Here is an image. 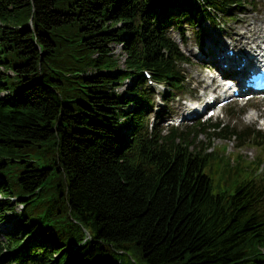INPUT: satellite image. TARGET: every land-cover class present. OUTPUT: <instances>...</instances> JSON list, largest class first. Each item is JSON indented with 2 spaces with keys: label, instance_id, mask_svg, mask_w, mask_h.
Wrapping results in <instances>:
<instances>
[{
  "label": "trees",
  "instance_id": "16d2710c",
  "mask_svg": "<svg viewBox=\"0 0 264 264\" xmlns=\"http://www.w3.org/2000/svg\"><path fill=\"white\" fill-rule=\"evenodd\" d=\"M247 4L0 0V222L17 217L0 231L6 264H264V154L249 170L197 142L264 149V131L159 126L144 75L177 97L191 60L170 31L201 44L213 12Z\"/></svg>",
  "mask_w": 264,
  "mask_h": 264
},
{
  "label": "rangeland",
  "instance_id": "374dc122",
  "mask_svg": "<svg viewBox=\"0 0 264 264\" xmlns=\"http://www.w3.org/2000/svg\"><path fill=\"white\" fill-rule=\"evenodd\" d=\"M215 14V24L210 25L207 21L202 24L204 27H206L207 31L206 35L203 37L202 43V49L204 50V53L208 50L210 44H212L214 47L221 46L220 40H222L224 43H228L230 41L234 42L237 48L244 49L248 45L245 43L247 37H255L257 33H259L257 29L259 27L264 28V0H253V4H247L243 12L233 10L230 16H221V13ZM242 31H245L244 38H240L239 36ZM170 34L172 35V37H174V39H178L177 43L191 60L190 63L182 64L181 66L183 69V73L186 76V83L188 84V87L187 89H185V91H183V93L179 92L176 98L170 99L167 103L162 101L160 97L156 96L155 106L153 107L152 112L149 114V121H152L154 116V120L157 121V124L159 126H164L167 123H170L168 117H173L172 122L183 127L186 124H194L197 120L196 118H199L196 117L193 119H185V115L191 111V109L187 106L189 103V99L193 100L200 98L201 101L204 100L202 88L205 87L208 89H212V86L208 85V80L211 74H209L204 68L206 67V65H208V63H206V61L204 60L205 58H202L203 51L200 50V48L197 47L198 45L196 46L195 44V36L191 28H187V31L185 33L187 40L186 44L180 40L175 30L171 31ZM260 34L262 36L263 32H261ZM112 47L116 56L121 54L122 49L120 44H113ZM218 53H222V50H220ZM213 56L214 54L212 53L211 57ZM122 59L123 58H121L119 62L121 66H123V63L121 61ZM126 84H129L128 79L125 80L123 85L118 88V91H124ZM229 106H231L232 109L228 110ZM252 110L253 112L259 114L258 120H256V118L249 119V115ZM204 118L205 115H203V118L199 119L203 122H214L219 120L222 121V123H224L225 125H228L229 127H236L237 129L253 127L255 129L264 130V105H260L255 101L249 102L243 106L239 104L228 105L224 107L216 117H210L208 120H205ZM208 140L212 142L213 146L220 147L219 151L221 152L223 149L222 146H225L227 150L226 152L230 153V157H233L234 154L239 153L248 162H252L250 163L249 170L255 167V160L259 156V154H264V149L253 143L245 144L244 146H238V140L234 137L219 138L215 135H212L210 138H208L207 135L201 134L197 138L198 145L200 146H204L205 143L208 142ZM262 144L263 143H261V145ZM263 154H261L262 157ZM246 174L248 173L246 172ZM19 210L20 207L18 211ZM16 221V216L8 218L4 222L1 221L0 231L7 229ZM1 238L2 234L0 233V240ZM0 250H3L2 252L5 251L4 247H2ZM0 264H6V261L1 257Z\"/></svg>",
  "mask_w": 264,
  "mask_h": 264
},
{
  "label": "bare ground",
  "instance_id": "6f19581e",
  "mask_svg": "<svg viewBox=\"0 0 264 264\" xmlns=\"http://www.w3.org/2000/svg\"><path fill=\"white\" fill-rule=\"evenodd\" d=\"M257 31L259 32V33H257V35L255 36V37H247V40L245 41V43L246 44H248L247 45V47L246 48H244V49H241V48H237V49H235V54L236 55H233V56H231V57H228L229 59V61H232L233 63L234 62H236L237 61V59L235 58L236 56H240V55H244V56H249L250 54H252L253 53V51H255V50H253L252 51V48L253 47H255L258 43L257 42H255V41H257L258 39H260L261 38V32H264V28L263 27H259L258 29H257ZM245 31H242L240 34H239V36H240V38H244L245 37ZM252 38V39H251ZM234 48H235V46H233ZM214 49L218 52V51H220V50H222V48L219 46V47H214ZM249 49V50H248ZM215 50H213V53H216L215 52ZM223 52V51H222ZM221 54V53H220ZM239 62H240V59H238V63L237 64H239ZM194 112L192 111V112H190V113H188V114H186L185 116L186 117H191L192 116V114H193ZM254 118V114L251 112L250 113V115H249V119H253Z\"/></svg>",
  "mask_w": 264,
  "mask_h": 264
}]
</instances>
